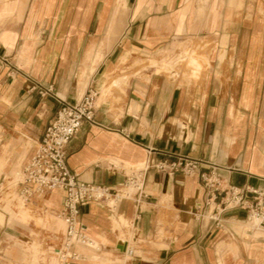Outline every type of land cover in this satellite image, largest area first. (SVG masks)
Returning <instances> with one entry per match:
<instances>
[{"label":"crops","instance_id":"1","mask_svg":"<svg viewBox=\"0 0 264 264\" xmlns=\"http://www.w3.org/2000/svg\"><path fill=\"white\" fill-rule=\"evenodd\" d=\"M88 88L94 122L66 145L69 170L111 189L142 170L146 196L81 206L96 247L74 245L70 264H264V231L245 209L218 212L221 194L200 178L264 195V0H0V264L41 261L60 244L56 263L63 190L29 198L48 221L31 223L11 181L63 101ZM179 157L200 163L153 166Z\"/></svg>","mask_w":264,"mask_h":264},{"label":"built area","instance_id":"2","mask_svg":"<svg viewBox=\"0 0 264 264\" xmlns=\"http://www.w3.org/2000/svg\"><path fill=\"white\" fill-rule=\"evenodd\" d=\"M51 89L41 88L42 95ZM98 92L88 88L75 103L63 101L55 118L47 125L37 149L29 163L19 174L22 185L21 195L25 199L40 195L48 190L62 189L64 192L61 217L65 225L64 241L57 250L55 264H70L78 254L73 250L76 244L96 247L87 236L84 226L79 221L80 207L90 202H105L111 211L123 199L139 204L146 196L143 171L128 174L121 186L111 189L106 186L79 181L66 163L65 148L70 139L79 131L84 122H94V108ZM199 160L179 157L176 161H160L153 166L156 169L173 173L177 170L190 172ZM204 188L221 194L218 212L230 208L247 210V223L251 228L264 231V195L247 187H222L218 174L212 172L200 174ZM254 196L249 198L248 194ZM213 218L214 215L212 214ZM132 249H127V255Z\"/></svg>","mask_w":264,"mask_h":264},{"label":"rangeland","instance_id":"3","mask_svg":"<svg viewBox=\"0 0 264 264\" xmlns=\"http://www.w3.org/2000/svg\"><path fill=\"white\" fill-rule=\"evenodd\" d=\"M187 59H188V55L183 54L182 58L180 56L177 57L176 62H177V64H179V63L186 64V63H188ZM19 180H20V178H18L17 181L19 182ZM3 187L1 186L0 194H2L4 192ZM3 195H4V193H3ZM0 197L2 198L4 196H0ZM21 198L24 200L25 207L28 208L29 212L32 214V216H30L28 218V219H30L29 221L31 223H48V221L45 220L46 219V212L44 211V209L41 205V202L39 200L36 201V200H32V199H27L25 201L24 197L21 196ZM3 202L4 201H0V205L4 204ZM15 203H17V202L15 201ZM15 208L18 209L17 206H15ZM54 220L55 219L53 218V221ZM59 220H60V218H59ZM61 223H62V221H61ZM59 246H60V244L54 245L53 249L51 250V254H50L51 257L50 258H45V259L43 258V259H41L42 262L38 260L37 262H35V263L33 262L31 264H53L56 260L55 259L56 255L54 253V251H55L54 249H57Z\"/></svg>","mask_w":264,"mask_h":264},{"label":"bare ground","instance_id":"4","mask_svg":"<svg viewBox=\"0 0 264 264\" xmlns=\"http://www.w3.org/2000/svg\"><path fill=\"white\" fill-rule=\"evenodd\" d=\"M18 178H19V174H16L15 176H14V178L12 179V181H11V185L12 186H14V185H16L17 184V180H18ZM17 197V199L19 200V201H24L22 198H21V196H16ZM23 197V196H22ZM0 201H4L3 203H5V200L3 199V197L1 198L0 197Z\"/></svg>","mask_w":264,"mask_h":264}]
</instances>
